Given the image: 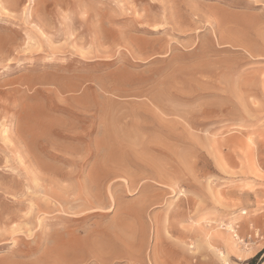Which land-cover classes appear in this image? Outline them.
Returning <instances> with one entry per match:
<instances>
[{"label": "rangeland", "instance_id": "374dc122", "mask_svg": "<svg viewBox=\"0 0 264 264\" xmlns=\"http://www.w3.org/2000/svg\"><path fill=\"white\" fill-rule=\"evenodd\" d=\"M262 250L264 0H0V264Z\"/></svg>", "mask_w": 264, "mask_h": 264}, {"label": "trees", "instance_id": "16d2710c", "mask_svg": "<svg viewBox=\"0 0 264 264\" xmlns=\"http://www.w3.org/2000/svg\"><path fill=\"white\" fill-rule=\"evenodd\" d=\"M264 261V250L259 251L253 257L247 260L245 264H259Z\"/></svg>", "mask_w": 264, "mask_h": 264}]
</instances>
